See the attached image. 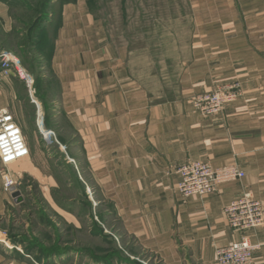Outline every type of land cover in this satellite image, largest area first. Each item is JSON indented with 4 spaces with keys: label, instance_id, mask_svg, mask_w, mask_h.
<instances>
[{
    "label": "crops",
    "instance_id": "0c3cea01",
    "mask_svg": "<svg viewBox=\"0 0 264 264\" xmlns=\"http://www.w3.org/2000/svg\"><path fill=\"white\" fill-rule=\"evenodd\" d=\"M189 3V59L176 86L159 91L132 70L128 48L110 43L87 0L62 7L51 70L65 124L53 118L74 180H64L63 162L25 129L30 156L13 175L15 191L5 190L0 165V264H131L108 256V248L128 254L131 241L159 264H217L218 250L242 238L225 209L244 192L264 208V0ZM0 24L11 32L2 1ZM2 78L0 109H7ZM235 83L243 97L221 114L203 117L194 108L196 96ZM38 111L35 126H51L47 110ZM195 161L234 165L245 176L184 199L177 167ZM55 164L57 174H50ZM245 235L261 245L253 264H264V225ZM84 239L102 245L92 253Z\"/></svg>",
    "mask_w": 264,
    "mask_h": 264
},
{
    "label": "rangeland",
    "instance_id": "374dc122",
    "mask_svg": "<svg viewBox=\"0 0 264 264\" xmlns=\"http://www.w3.org/2000/svg\"><path fill=\"white\" fill-rule=\"evenodd\" d=\"M14 8L17 18L25 20L26 9L24 0H9ZM38 6L40 0H34ZM88 11L93 17H96L104 25L106 33L109 36L110 43L116 48L119 46L128 48L133 56L130 57L129 64L132 70L140 77H146L147 83L153 87L154 91H159L160 86L164 89L174 88L176 78L180 73L182 66L189 59V44L192 36V7L189 0H87ZM25 15V17H24ZM25 29V27H23ZM7 45L0 47L16 55L21 61L24 74L19 76L17 73L2 78L4 93L8 95L9 107L23 130L27 133H34L40 146L50 150V154L56 162L60 163L58 168L63 173L64 180H74V173L66 171L64 164H68V158L64 153L60 143V129L57 126L60 123L65 124L63 118H59V109L56 108L59 99V81L53 71L46 64L38 62L33 64L31 59L24 63L25 54L20 53L18 48L14 47V42L18 45L17 38L7 41ZM12 42V45L9 44ZM1 44H3L1 42ZM47 62L48 60H44ZM24 78V79H23ZM38 106L47 110L46 114L52 117V125L43 127L47 131H53L54 136L50 143L40 132L39 126L42 122L38 120L37 127L33 122L38 111ZM57 116V121L53 117ZM37 118V117H36ZM56 118V117H55ZM51 124V123H50ZM57 125V126H56ZM56 126V129L51 127ZM70 131L63 134L67 139L71 137ZM28 139V138H27ZM64 139V138H63ZM26 141V139H25ZM27 143V142H26ZM59 157H61L59 159ZM59 165V164H58ZM21 164L9 167L6 172L11 176L16 174ZM56 164L51 167L50 174H57ZM50 169V168H49ZM74 169V168H73ZM75 171V170H74ZM49 172V171H48ZM79 177V176H77ZM87 180L88 178L83 175ZM80 180V179H79ZM88 181V180H87ZM90 189L92 187L90 186ZM112 211V210H111ZM101 219V218H100ZM103 226L107 222L101 219ZM116 225L115 220L110 221ZM100 241L90 239L83 240L87 250L93 252L95 245H102ZM127 250L125 254L120 252L123 257H133V261L139 264H159V262L150 254L141 252L138 245ZM108 251L113 252V249ZM91 253V252H90ZM99 254L107 255L106 250H100ZM121 257V256H120ZM129 259V258H128Z\"/></svg>",
    "mask_w": 264,
    "mask_h": 264
},
{
    "label": "built area",
    "instance_id": "2783aa9c",
    "mask_svg": "<svg viewBox=\"0 0 264 264\" xmlns=\"http://www.w3.org/2000/svg\"><path fill=\"white\" fill-rule=\"evenodd\" d=\"M17 73L24 76L19 58L9 51L0 52V75L7 77ZM25 77H27L25 75ZM24 79V78H23ZM243 93L240 84L235 83L216 88L214 91L196 96L192 103L203 117H215L221 114L227 105L241 100ZM39 126L42 135L52 143L53 131ZM56 143H59L56 140ZM30 156L29 147L16 116L8 109H0V165L4 179V188L10 192L16 188V182L6 170ZM180 176L178 186L182 198L206 197L217 191L219 185L239 181L245 174L234 165L214 168L207 162L195 161L182 163L177 167ZM91 193V190H89ZM225 218L229 226L241 232L242 238L230 246L221 248L216 255L217 264H253L255 252L261 245L252 244L246 233L264 225V208L251 192L238 196L226 209Z\"/></svg>",
    "mask_w": 264,
    "mask_h": 264
},
{
    "label": "trees",
    "instance_id": "16d2710c",
    "mask_svg": "<svg viewBox=\"0 0 264 264\" xmlns=\"http://www.w3.org/2000/svg\"><path fill=\"white\" fill-rule=\"evenodd\" d=\"M7 4L10 11V17L13 21V28L11 32L5 33L2 31L0 24V45L4 47L8 44L7 41L12 38H17L18 45L14 42V47L19 49V52L25 54L24 63L29 59L35 63H44L51 70V58L53 53V46L55 41V33L59 26L58 21L61 16L62 7L67 4H74L77 0H40L38 6L35 5L34 0H24L23 4L26 9L25 20L19 21L12 3L9 0H0ZM88 3V2H87ZM25 17V15H24ZM25 27V29L23 28ZM1 42L3 44H1ZM9 44L12 45V42ZM0 47V52L6 50ZM48 60L45 62L44 60ZM77 177V176H76ZM78 180V179H77ZM120 250H114L108 256H117L118 260L131 264H139L132 261L118 252ZM121 256V257H120Z\"/></svg>",
    "mask_w": 264,
    "mask_h": 264
},
{
    "label": "water",
    "instance_id": "95a60500",
    "mask_svg": "<svg viewBox=\"0 0 264 264\" xmlns=\"http://www.w3.org/2000/svg\"><path fill=\"white\" fill-rule=\"evenodd\" d=\"M13 191H15V189H13ZM16 196H18V194H16Z\"/></svg>",
    "mask_w": 264,
    "mask_h": 264
},
{
    "label": "bare ground",
    "instance_id": "6f19581e",
    "mask_svg": "<svg viewBox=\"0 0 264 264\" xmlns=\"http://www.w3.org/2000/svg\"><path fill=\"white\" fill-rule=\"evenodd\" d=\"M25 76V75H24ZM15 165H17V164H14V165H12V166H15Z\"/></svg>",
    "mask_w": 264,
    "mask_h": 264
}]
</instances>
